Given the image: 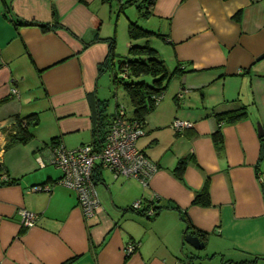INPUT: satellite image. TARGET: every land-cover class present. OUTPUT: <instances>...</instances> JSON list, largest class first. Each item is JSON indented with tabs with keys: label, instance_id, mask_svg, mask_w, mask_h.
Listing matches in <instances>:
<instances>
[{
	"label": "crops",
	"instance_id": "obj_1",
	"mask_svg": "<svg viewBox=\"0 0 264 264\" xmlns=\"http://www.w3.org/2000/svg\"><path fill=\"white\" fill-rule=\"evenodd\" d=\"M140 2L0 0V173L15 179L0 183V264H264V0H157L143 25L162 36L150 42L169 70L186 69L137 140L158 169L143 186L98 163L100 204L87 218L76 192L58 182L47 144L55 137L68 149L101 146L99 117L120 105L108 116L115 58L145 41L129 34ZM16 16L50 29L17 25ZM244 105L247 115L235 122L216 116ZM34 112L33 138L6 148L16 117ZM176 119L191 124L176 130ZM185 156L182 181L174 169ZM207 179L210 204H194ZM138 200L162 209L149 217L131 208ZM22 208L38 214L35 225L22 223ZM181 213L209 233L204 249L185 241ZM132 241L138 248L128 254Z\"/></svg>",
	"mask_w": 264,
	"mask_h": 264
},
{
	"label": "trees",
	"instance_id": "obj_2",
	"mask_svg": "<svg viewBox=\"0 0 264 264\" xmlns=\"http://www.w3.org/2000/svg\"><path fill=\"white\" fill-rule=\"evenodd\" d=\"M156 1L157 0H141V2L139 3V20L130 22L129 34L133 40L145 38V41H143L142 43H131L128 54L119 59V68L121 69L119 70L121 71V74H118L117 71L114 73V81L123 85L125 91L129 96L133 108L132 113L129 114L127 113L126 107L124 106L126 112V120H129L131 122L134 121L136 122L137 126L144 129L147 115L158 104V98L160 96H164V93L168 88L171 80L177 75L186 72V69L182 65H177L173 70H169L165 63V60L160 55L159 51L150 42L151 36H162L161 33L150 30L143 25V22L146 21L153 13V8ZM14 22L17 25H39L43 30L50 29L49 23L39 22L36 20H27L19 16H16L14 18ZM114 45L115 44L113 41L110 54L111 56H115ZM247 113V107L244 105L239 109L217 113L216 116L220 121L235 122L244 118ZM115 114L116 112L106 121L105 119H107V116L104 115L103 117L106 116V118H102L100 114L101 117H99V119H102L100 121L104 120V125L100 124L97 130L98 141H100L101 146L103 145V141L107 133V127L113 120ZM38 122L39 116L36 112L27 114L26 116H17L15 123L16 129L14 132L10 131V133L8 134L9 137L6 148L15 143L29 142L34 136L31 128L36 126ZM212 137L214 142L218 146H220L223 142V135L220 129L216 130L212 134ZM261 139L264 140V136H262ZM51 141L52 145L50 146V149L53 146L62 143L55 137L52 138ZM262 153L264 154V149L262 150ZM188 161L189 159L186 156L180 158L174 169V174L178 175V177L182 181H185L183 178V173ZM4 168L5 166L3 162H0V171H3ZM5 175L7 176V178L3 179L1 178L2 173H0V183H13L15 181V179H12L7 173ZM94 179L96 182L97 177H95V174ZM37 185L43 184H34L33 186ZM193 203L203 206L210 204L209 179L206 180L203 188L196 193ZM131 208L141 214L148 215L149 217L151 215L148 214V211L151 208H153L155 211L154 216H156L160 212V209H162V207L158 205L153 206V204H151V206H143L142 201L141 208H135L133 205ZM177 209L179 210V208ZM181 216L186 222L184 237H186L188 233H194L206 243L209 233L207 231L195 229L193 222L189 219L188 216L184 214H182ZM131 243L134 245V249L137 250V242L132 241ZM70 261H72V259L63 262L62 264H69Z\"/></svg>",
	"mask_w": 264,
	"mask_h": 264
},
{
	"label": "built area",
	"instance_id": "obj_3",
	"mask_svg": "<svg viewBox=\"0 0 264 264\" xmlns=\"http://www.w3.org/2000/svg\"><path fill=\"white\" fill-rule=\"evenodd\" d=\"M187 89L181 90L182 96ZM12 94H18L17 88H12ZM160 96L158 100L162 99ZM187 120L176 119L174 128L181 130L190 126ZM145 134V129L137 126L136 122L126 120L124 105H118L113 120L107 127V133L103 145L96 148L92 144L82 145L75 149H68L62 143L51 148V162L62 170V177L59 183L72 188L77 196L85 217H91L98 208L100 201L95 188L94 170L100 163L103 167L109 168L115 176H127L136 178L143 186L149 184L153 173L158 166L152 162L138 147L137 140ZM0 150V162L2 157ZM1 178H7L2 175ZM36 190H50V184L33 186ZM135 208H141V201L134 202ZM22 223L25 226L36 224L38 214L24 208L19 210ZM155 211L151 208L149 215H154ZM134 245L131 243L126 247V252H134Z\"/></svg>",
	"mask_w": 264,
	"mask_h": 264
},
{
	"label": "rangeland",
	"instance_id": "obj_4",
	"mask_svg": "<svg viewBox=\"0 0 264 264\" xmlns=\"http://www.w3.org/2000/svg\"><path fill=\"white\" fill-rule=\"evenodd\" d=\"M128 50H129V48H124V51H125L124 53H126L125 55L128 54ZM122 57H123V55H119L118 54L117 57L115 58L116 66H117V69H118V71H117L118 74H121V71H120L121 69L119 68V59H121ZM111 85H112V91H111V93L107 94V104H108V111H109L107 113L108 116L110 115L109 113L112 110H114L117 100L119 101L120 105H124L126 107L127 111L129 112V114H131L132 111H133V108H132L129 96H128L127 92L125 91L123 85L120 84V83H113V81H111ZM114 92H116V95L114 94ZM51 140L47 144V149L48 150L50 149V146L52 145V141ZM54 165L55 164H53L51 166L55 167ZM104 172H105L104 174H112L108 169H105Z\"/></svg>",
	"mask_w": 264,
	"mask_h": 264
},
{
	"label": "water",
	"instance_id": "obj_5",
	"mask_svg": "<svg viewBox=\"0 0 264 264\" xmlns=\"http://www.w3.org/2000/svg\"><path fill=\"white\" fill-rule=\"evenodd\" d=\"M264 54L260 56L263 57ZM259 126V134L261 136H264V130L260 124ZM185 241L188 242L191 246H193L195 249L202 250L205 247V242L200 239V237L194 233H188L185 237Z\"/></svg>",
	"mask_w": 264,
	"mask_h": 264
}]
</instances>
